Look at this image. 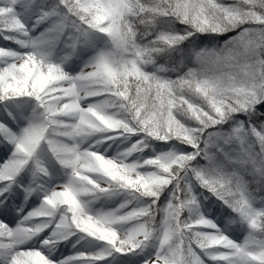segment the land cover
<instances>
[{"label":"snow or ice","instance_id":"1","mask_svg":"<svg viewBox=\"0 0 264 264\" xmlns=\"http://www.w3.org/2000/svg\"><path fill=\"white\" fill-rule=\"evenodd\" d=\"M0 264H264V0H0Z\"/></svg>","mask_w":264,"mask_h":264},{"label":"rangeland","instance_id":"2","mask_svg":"<svg viewBox=\"0 0 264 264\" xmlns=\"http://www.w3.org/2000/svg\"><path fill=\"white\" fill-rule=\"evenodd\" d=\"M3 42H0V46H2Z\"/></svg>","mask_w":264,"mask_h":264}]
</instances>
